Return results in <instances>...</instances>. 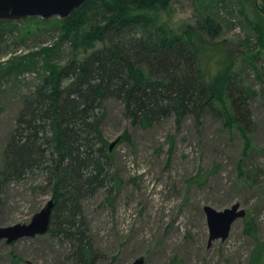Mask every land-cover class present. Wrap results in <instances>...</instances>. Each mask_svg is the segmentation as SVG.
I'll use <instances>...</instances> for the list:
<instances>
[{"label": "rangeland", "instance_id": "1", "mask_svg": "<svg viewBox=\"0 0 264 264\" xmlns=\"http://www.w3.org/2000/svg\"><path fill=\"white\" fill-rule=\"evenodd\" d=\"M205 16L221 26L216 51L205 62L210 76L232 66L255 92L250 143L246 147L236 125L208 111L200 123L186 117L179 125L171 117L144 130L131 123L122 102L108 99L102 132L115 144L121 185L112 200L100 192L83 202L95 264H131L139 257L144 264H249L256 241L246 221L264 243V0H173L163 20L176 27ZM60 20L0 21V170L22 95L40 84L51 65L67 62ZM10 63L19 68L6 74ZM52 195L41 175L10 183L2 191L0 226L28 223ZM235 203L245 218L225 241L208 247L203 207L221 211ZM71 252L66 240L48 232L11 245L0 241V264H79Z\"/></svg>", "mask_w": 264, "mask_h": 264}, {"label": "trees", "instance_id": "2", "mask_svg": "<svg viewBox=\"0 0 264 264\" xmlns=\"http://www.w3.org/2000/svg\"><path fill=\"white\" fill-rule=\"evenodd\" d=\"M172 1L86 0L58 25L67 62L51 65L20 100L3 151L0 206L7 185L41 175L52 185L55 203L48 232L69 243L79 264H95L83 202L100 192L112 200L121 185L114 147L102 132L108 99L122 102L131 123L144 130L171 117L179 125L186 117L200 123L208 111L236 125L246 147L250 143L255 92L232 66L214 76L205 68L218 46L220 24L205 16L172 27L163 20ZM18 68L10 63L5 73ZM246 222L256 241L249 264H262L264 243Z\"/></svg>", "mask_w": 264, "mask_h": 264}, {"label": "water", "instance_id": "3", "mask_svg": "<svg viewBox=\"0 0 264 264\" xmlns=\"http://www.w3.org/2000/svg\"><path fill=\"white\" fill-rule=\"evenodd\" d=\"M86 0H0V21H20L29 17H40L44 20L58 17L62 20L70 16L72 11L81 6ZM115 144L110 145V150ZM54 201L50 199L46 205L35 213L25 224H15L7 227L0 226V241L8 245L20 239L35 238L45 235L50 227V219L54 208ZM208 228V247L215 241H225L230 234L233 224L246 215L239 203L221 211L204 206ZM131 264H144V258L139 257Z\"/></svg>", "mask_w": 264, "mask_h": 264}]
</instances>
